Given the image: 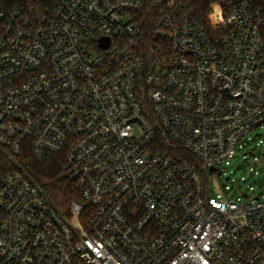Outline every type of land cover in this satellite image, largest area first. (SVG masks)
<instances>
[{
    "label": "built area",
    "instance_id": "built-area-1",
    "mask_svg": "<svg viewBox=\"0 0 264 264\" xmlns=\"http://www.w3.org/2000/svg\"><path fill=\"white\" fill-rule=\"evenodd\" d=\"M263 129L260 0L0 7V264H264V153L227 175ZM27 151L64 156L66 210Z\"/></svg>",
    "mask_w": 264,
    "mask_h": 264
},
{
    "label": "trees",
    "instance_id": "trees-1",
    "mask_svg": "<svg viewBox=\"0 0 264 264\" xmlns=\"http://www.w3.org/2000/svg\"><path fill=\"white\" fill-rule=\"evenodd\" d=\"M15 1L18 0H0V7L8 8ZM260 4L264 10V0H260ZM148 18L152 17L147 16ZM18 161L54 205L62 210L68 208L69 202L76 194L63 169L62 154H49L42 159H37L27 151L18 158ZM11 163L7 153L0 149V168Z\"/></svg>",
    "mask_w": 264,
    "mask_h": 264
},
{
    "label": "rangeland",
    "instance_id": "rangeland-1",
    "mask_svg": "<svg viewBox=\"0 0 264 264\" xmlns=\"http://www.w3.org/2000/svg\"><path fill=\"white\" fill-rule=\"evenodd\" d=\"M264 132L263 130H258L257 132H254V134H258ZM258 138L257 140H249L244 142V148L241 150V152L238 154L237 158L235 161H233L232 166L227 169V175H229L230 170L234 171L233 176L240 177L242 175H249V167H255L259 169L260 171L261 166H259L258 162H253L252 160L254 157H258L261 159L263 153H264V145L258 144L259 142ZM248 152L250 155V159H245L244 158V153ZM255 155V156H254ZM249 164V165H248ZM264 164V157H263V163ZM247 168V169H246ZM246 169V171H245ZM252 180H250L251 182ZM227 183V176H222L221 179L219 180L218 177L213 176V178L210 180V189L212 192L216 193L222 189V185ZM253 185L258 186L257 183H254ZM244 190V189H242Z\"/></svg>",
    "mask_w": 264,
    "mask_h": 264
},
{
    "label": "water",
    "instance_id": "water-1",
    "mask_svg": "<svg viewBox=\"0 0 264 264\" xmlns=\"http://www.w3.org/2000/svg\"><path fill=\"white\" fill-rule=\"evenodd\" d=\"M101 43H102V46H107L109 44V39L104 38L102 39Z\"/></svg>",
    "mask_w": 264,
    "mask_h": 264
}]
</instances>
